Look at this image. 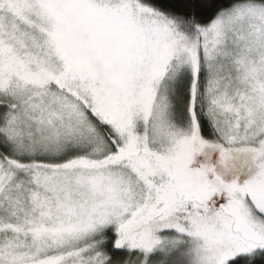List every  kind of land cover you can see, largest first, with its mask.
<instances>
[{"label":"rangeland","instance_id":"1","mask_svg":"<svg viewBox=\"0 0 264 264\" xmlns=\"http://www.w3.org/2000/svg\"><path fill=\"white\" fill-rule=\"evenodd\" d=\"M196 31L192 51L136 0H0V264H106L107 244L111 264H229L264 247V3Z\"/></svg>","mask_w":264,"mask_h":264},{"label":"trees","instance_id":"2","mask_svg":"<svg viewBox=\"0 0 264 264\" xmlns=\"http://www.w3.org/2000/svg\"><path fill=\"white\" fill-rule=\"evenodd\" d=\"M62 1V0H61ZM64 1V0H63ZM136 2H139L140 4H144L148 6L149 8L162 12L165 15L167 14L171 18H173L175 21L178 22L179 27H185L186 32L189 33L188 35V45L192 46L195 49L194 46L199 49V36L197 35V29L199 27H204L208 25L212 20L223 10L229 9L235 5L242 4V3H248V2H256V3H264V0H136ZM63 5H65L64 2H62ZM66 10V8H64ZM27 10V9H25ZM62 9V12H66L70 14V9H67L66 11ZM68 11V12H67ZM196 60L198 58H195ZM97 93H93L94 101H96L94 104L95 112L101 116V119L106 121V123H109L110 120V113L107 107L108 106V98L104 97L103 94L106 92L101 93L99 88L95 89ZM94 91V92H95ZM92 96V95H90ZM103 96L104 102H107L103 105L102 102H99L100 98ZM195 101V102H194ZM193 101V118L194 123L197 126L199 124V127L202 126V131L204 133H209V122L206 119V117L203 115L202 110L200 109L199 105H197V99ZM201 125V126H200ZM0 156L1 158H5L6 156L4 149L0 146ZM30 164V163H28ZM57 165V164H55ZM58 166V165H57ZM261 246H264L263 243H260ZM98 250L93 249V252H96ZM120 251L118 249L111 245L107 244L105 249L99 254H96L92 257L95 258H108L106 264H111L116 261L117 259H120L122 257H117L116 255L119 254ZM82 256V255H80ZM84 257L82 262L76 263L72 262L70 264H92V261L90 258H88L86 255L82 256ZM95 260V259H94ZM46 264H58V262L55 261H48ZM60 264H67V263H60ZM229 264H264V247L258 248V250L249 257H240L233 261H231Z\"/></svg>","mask_w":264,"mask_h":264},{"label":"crops","instance_id":"3","mask_svg":"<svg viewBox=\"0 0 264 264\" xmlns=\"http://www.w3.org/2000/svg\"><path fill=\"white\" fill-rule=\"evenodd\" d=\"M212 154L213 152H211L210 154V157L212 158ZM77 162H79L77 159H73L72 161H69L68 163H65L62 167L65 168V167H69L70 165L69 164H77ZM194 163V162H193ZM197 167L196 166V169H194V164H193V169H189L190 171V182H188L187 184L189 185V189H193V187L195 188L196 186H198V184L200 183V177H199V173L197 171ZM193 171V172H192Z\"/></svg>","mask_w":264,"mask_h":264}]
</instances>
